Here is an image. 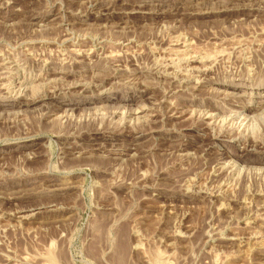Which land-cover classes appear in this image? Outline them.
I'll return each mask as SVG.
<instances>
[{
    "label": "rangeland",
    "instance_id": "obj_1",
    "mask_svg": "<svg viewBox=\"0 0 264 264\" xmlns=\"http://www.w3.org/2000/svg\"><path fill=\"white\" fill-rule=\"evenodd\" d=\"M263 116L264 0H0V264H264Z\"/></svg>",
    "mask_w": 264,
    "mask_h": 264
},
{
    "label": "bare ground",
    "instance_id": "obj_2",
    "mask_svg": "<svg viewBox=\"0 0 264 264\" xmlns=\"http://www.w3.org/2000/svg\"><path fill=\"white\" fill-rule=\"evenodd\" d=\"M195 67V66H194ZM35 97V96H34ZM34 97H32V100H27V101H21V103L25 104V105H30L32 104L36 99H34ZM37 99H39V97H37ZM37 101V100H36ZM264 117V116H263Z\"/></svg>",
    "mask_w": 264,
    "mask_h": 264
}]
</instances>
